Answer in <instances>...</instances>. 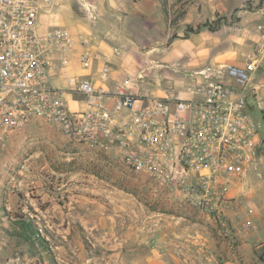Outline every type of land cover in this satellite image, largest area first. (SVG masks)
I'll return each instance as SVG.
<instances>
[{"label": "clouds", "instance_id": "1", "mask_svg": "<svg viewBox=\"0 0 264 264\" xmlns=\"http://www.w3.org/2000/svg\"><path fill=\"white\" fill-rule=\"evenodd\" d=\"M141 2L156 15L136 17L115 56L82 50L72 75L57 52L38 50L23 70L10 58L0 77V264H139L121 247L144 241L121 207L105 209L113 186L139 188L144 212L203 220L206 264H264V178H244L253 194L242 210L225 197L213 212L220 174L264 141V0ZM178 184L203 195L164 194ZM219 212L252 227L242 218L228 235L213 222Z\"/></svg>", "mask_w": 264, "mask_h": 264}, {"label": "rangeland", "instance_id": "2", "mask_svg": "<svg viewBox=\"0 0 264 264\" xmlns=\"http://www.w3.org/2000/svg\"><path fill=\"white\" fill-rule=\"evenodd\" d=\"M51 1L53 3L52 7L44 8L43 12L44 15L50 13L53 16L51 18L48 16L46 27L48 30L54 27L80 28L81 24L76 22V18L81 14H77L76 16L75 9L78 7V4L75 0ZM66 6L73 11H66ZM257 115L261 123H264V114L258 109ZM257 158L258 165L254 173L257 174L258 179L264 178V170H262L264 169V165L261 164V160L264 159V141L260 142ZM133 191L139 193L141 190L135 188L125 191L120 187L113 186V196L111 199L114 203L105 202V209H113L116 206L121 207L123 209L121 215L124 217V223L128 226L129 233L134 234L132 235V239L139 237L144 241L143 244L138 246L129 244V246L121 247V251L128 252L132 260L138 261L139 264H160V260L164 257L163 262L169 264L170 257H179L177 255V249L183 248L184 251H187L186 246L188 247L189 241L193 239V236L202 237L200 226L203 225V220L171 210L152 211L150 209L144 212L141 209L147 207V205L140 204V201L136 200L135 196H133ZM164 194L166 196H174V194L166 193L165 191ZM251 194H253L251 184L245 183L243 188L237 193V201L241 210L243 209V202ZM129 201H135V203L133 204ZM102 211H104L105 216L109 217L108 223H112V217L109 212L104 209ZM242 218L240 215L235 217L229 216L228 231L226 234L231 235L234 229L230 228L229 225L233 224L234 221L239 224ZM260 219H264V217L258 218L257 223H259ZM243 222L248 224L249 227H252V220L243 218ZM132 248H135V251H132Z\"/></svg>", "mask_w": 264, "mask_h": 264}, {"label": "built area", "instance_id": "3", "mask_svg": "<svg viewBox=\"0 0 264 264\" xmlns=\"http://www.w3.org/2000/svg\"><path fill=\"white\" fill-rule=\"evenodd\" d=\"M11 5V6H8ZM53 5L51 0H0V55H5L6 59L0 62L2 69H0V77H3V70L9 72V60L16 62L12 65L14 68H22L23 65L29 63V59H39L35 55L38 50L46 49L48 52H66L75 43H78L83 50L89 51L92 55H101L98 52H93L87 47L90 45L89 41L84 37H73L71 31L67 28L54 27L50 31L41 33L40 17L44 12V8H51ZM7 7V11L2 9ZM113 54L116 55L115 49ZM82 55V52L80 53ZM79 55V56H80ZM22 62V64L20 63ZM44 67V65H41ZM31 68L35 69L36 64L31 63ZM257 71H264V69H257ZM9 83H15L14 80L8 81ZM252 99H255V93L252 94ZM257 102V109L264 114V109L259 108ZM219 135H222L220 133ZM218 135V138H219ZM224 144V141H221ZM260 143L252 146V151L247 156H241L240 162L236 167H231L226 170L227 172L234 173L233 177H229L226 173H221L220 178L224 181L223 185L217 186V195L221 192L219 201L213 200L214 204H217V208L213 209V212H218L219 207L223 204L225 197L228 199V203L232 209L239 207L237 201V189L241 188L245 184V177L250 175L256 170L258 165V151ZM248 156L251 158L249 159ZM249 165H253V169L247 170ZM185 171L187 169L185 168ZM174 174V173H173ZM230 180V183H229ZM173 183H175L173 181ZM196 188H200L199 191H195L196 195H203L202 186L193 184H178L175 189H165L166 193H181L187 191L189 195L194 193ZM211 218V213L209 214ZM213 222H219L225 233L228 231L229 216H225L223 212H219L213 219ZM178 256H185L183 248L177 249Z\"/></svg>", "mask_w": 264, "mask_h": 264}, {"label": "crops", "instance_id": "4", "mask_svg": "<svg viewBox=\"0 0 264 264\" xmlns=\"http://www.w3.org/2000/svg\"><path fill=\"white\" fill-rule=\"evenodd\" d=\"M118 4L123 3V8L127 10H122L120 7L112 8L106 0H82V3L78 4V7L75 9L76 22L80 23L81 26L79 29L67 28L71 31L73 37H84L90 43L87 47L93 52H98L102 56H115L113 54V49H118L120 43L123 41V34L127 31L136 17L148 18L149 16L156 15V8L151 5L142 3L141 0H132V4L135 5V8L138 11L133 10L127 3H124L123 0H113ZM83 3L90 5L89 8H83ZM166 7V6H165ZM175 8V6H174ZM66 11L71 12L68 6H66ZM180 10L175 8V13L178 15ZM197 11H203L202 7H198ZM216 16H220V12L215 13ZM48 16L53 17L50 13L48 15L42 14L40 17V27L39 30L41 33H45L48 30ZM179 19V15L177 16ZM224 17L221 20L223 24ZM77 39V38H76ZM83 47L78 43H75L69 50L66 52H57L61 56H65L66 59L61 61L65 64L68 75H72L74 71L77 70L78 65H76L75 60L78 58L82 52ZM99 50V51H97ZM264 69V68H263ZM243 188V186L241 187ZM237 189V193L241 190ZM202 233V232H201ZM206 245L201 236H193V239L189 241L188 247L186 246L187 251L185 250V256L178 257L182 264H206L207 257L204 252ZM215 255V253H212ZM173 256V255H172ZM164 258V257H163ZM163 258L160 260V264H167L163 262ZM174 262V256L170 257ZM217 264H223V262L217 257Z\"/></svg>", "mask_w": 264, "mask_h": 264}, {"label": "snow or ice", "instance_id": "5", "mask_svg": "<svg viewBox=\"0 0 264 264\" xmlns=\"http://www.w3.org/2000/svg\"><path fill=\"white\" fill-rule=\"evenodd\" d=\"M6 59L5 55H0V62L4 61ZM0 69H2V65H0ZM8 76V71L7 70H3V77L7 78ZM201 135H203V133H201Z\"/></svg>", "mask_w": 264, "mask_h": 264}, {"label": "trees", "instance_id": "6", "mask_svg": "<svg viewBox=\"0 0 264 264\" xmlns=\"http://www.w3.org/2000/svg\"><path fill=\"white\" fill-rule=\"evenodd\" d=\"M225 20V19H224Z\"/></svg>", "mask_w": 264, "mask_h": 264}]
</instances>
